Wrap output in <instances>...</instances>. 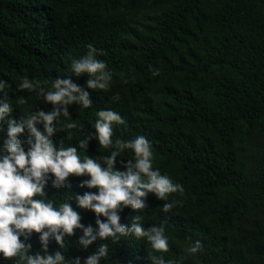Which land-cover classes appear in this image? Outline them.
<instances>
[{
	"label": "trees",
	"instance_id": "trees-1",
	"mask_svg": "<svg viewBox=\"0 0 264 264\" xmlns=\"http://www.w3.org/2000/svg\"><path fill=\"white\" fill-rule=\"evenodd\" d=\"M140 1L0 0V81L7 85L0 98L7 97L13 106L11 118L50 111L39 89H19L23 78L50 91L57 78L71 75L72 60L86 55L91 44L112 74L110 86L87 89L86 74L71 76L89 92L92 106L70 105V117L57 121L54 143L76 146L81 130L95 132L96 113L111 109L125 121L113 124V141L146 137L153 168L184 188L183 194L169 196L167 202L179 203L167 213L162 211L166 201L153 194L146 209L119 213L123 224L140 215L145 228L163 225L167 252H154L146 240L131 236L97 240L83 249L77 230L65 238L64 248L50 240L48 253L60 251L66 264L80 257L84 264L107 243L109 254L99 264H152L150 255L174 264H264V169L247 173L240 148L244 139L264 134V0H142L161 11L138 29L119 9H133ZM116 95L119 100L113 99ZM21 98L26 103H18ZM73 122L77 128L62 130ZM6 130L5 120L0 122V146ZM18 139L27 150V134ZM111 151L95 140L86 151L78 149L81 159L101 163ZM132 158L130 151L122 153L116 169L123 171L121 162ZM86 179L70 176L69 186L59 189L49 180L47 199L58 207L68 197L96 192L80 186ZM68 202L82 224L96 227L93 212L76 208L74 199ZM253 207H261L257 216L234 232V223ZM195 241L203 251L188 256L184 249ZM26 243L32 245L29 254H44L38 234ZM0 264H17V258L0 256Z\"/></svg>",
	"mask_w": 264,
	"mask_h": 264
},
{
	"label": "clouds",
	"instance_id": "clouds-1",
	"mask_svg": "<svg viewBox=\"0 0 264 264\" xmlns=\"http://www.w3.org/2000/svg\"><path fill=\"white\" fill-rule=\"evenodd\" d=\"M97 54L98 50L88 45L86 55L72 60L71 75L57 78L52 90L47 92L40 87L39 81L23 78L19 89L30 92L39 89L37 94L43 96L46 104L52 105L50 111H34L16 120L11 118L13 106L7 97L0 98V122L7 121V138L0 146V256L5 260L17 258V264H66L64 255L60 251L49 254L48 246L50 240H54L64 248L65 238L75 235L77 230L82 231L78 245L83 249L97 240L116 242L128 236L146 240L154 252L164 253L169 249L163 225L145 228L140 215L134 216L131 224L127 225L121 223L119 214L124 208L146 209L149 194L166 201L162 211L167 213L179 203L175 200L167 202L169 196L184 192L181 184L153 168L152 146L146 137L113 141V124H124L125 121L118 112L107 109L96 113L94 133L81 130L83 138L76 146L54 143L57 121L61 116L70 117V105L78 104L85 109L92 106L89 92L73 83L71 76L79 78L86 74L87 89L107 90L110 86L112 74L107 71L106 64L96 58ZM99 54H103L102 51ZM152 74L159 75V70ZM6 86V82L0 81V91ZM113 99L119 100V96ZM18 103L24 104L26 100L21 98ZM77 127L74 122L67 123L62 130ZM25 133L27 150L18 139ZM67 139H72L70 132ZM92 140L103 149H112L110 155L101 157L103 163L88 156L81 159L78 149L86 151ZM127 151L133 158L121 162L123 171L117 170L118 157ZM70 176L88 177L80 186L97 191L68 197L57 207L47 199L45 188L49 180L54 188L68 187ZM70 199L75 200L76 208L95 214V228L81 223V215L68 202ZM33 233L39 235L43 255L40 252L29 254L32 245L26 241ZM201 251L203 245L200 241H195L187 249L189 254ZM108 254V244L101 243L96 252L84 260V264H99ZM149 259L152 264H174L163 256L150 255ZM71 264H81L80 257H75Z\"/></svg>",
	"mask_w": 264,
	"mask_h": 264
},
{
	"label": "rangeland",
	"instance_id": "rangeland-1",
	"mask_svg": "<svg viewBox=\"0 0 264 264\" xmlns=\"http://www.w3.org/2000/svg\"><path fill=\"white\" fill-rule=\"evenodd\" d=\"M160 11V8H153L142 0L133 9H124L123 6L119 9V12L126 16L131 25L138 29L142 28L145 24H149ZM240 148L242 149L244 170L247 173L255 167L264 169V134H258L244 139L240 144ZM259 209L261 207L251 208L239 221L234 223L233 231L235 232L238 228L248 225V222L257 216ZM184 252L190 256L185 249Z\"/></svg>",
	"mask_w": 264,
	"mask_h": 264
}]
</instances>
